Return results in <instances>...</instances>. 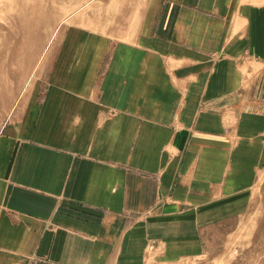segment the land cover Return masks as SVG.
<instances>
[{
	"label": "crops",
	"instance_id": "obj_1",
	"mask_svg": "<svg viewBox=\"0 0 264 264\" xmlns=\"http://www.w3.org/2000/svg\"><path fill=\"white\" fill-rule=\"evenodd\" d=\"M156 4L99 84L51 87L3 127L0 264H179L245 186L264 143V0Z\"/></svg>",
	"mask_w": 264,
	"mask_h": 264
},
{
	"label": "rangeland",
	"instance_id": "obj_2",
	"mask_svg": "<svg viewBox=\"0 0 264 264\" xmlns=\"http://www.w3.org/2000/svg\"><path fill=\"white\" fill-rule=\"evenodd\" d=\"M156 2L0 0V132L12 120L26 121L51 87L75 86L80 75L91 82L93 71L102 75L108 55L117 49L114 41L125 37V28L134 33L130 27L139 24L141 13L155 19ZM101 75L95 76L98 84ZM259 154L244 177L245 186L221 192L206 215L210 221L201 231L203 238L196 240L197 253L181 256L179 264H264L262 142Z\"/></svg>",
	"mask_w": 264,
	"mask_h": 264
},
{
	"label": "bare ground",
	"instance_id": "obj_3",
	"mask_svg": "<svg viewBox=\"0 0 264 264\" xmlns=\"http://www.w3.org/2000/svg\"><path fill=\"white\" fill-rule=\"evenodd\" d=\"M41 37L43 38V36H41ZM17 71H18V70H17ZM15 75H16V73H15ZM28 80H29V78H28ZM28 80H27V81H28ZM28 83H29V82H28ZM26 85H27V84H26ZM22 101H23V100H22ZM17 103H18V102H17ZM226 224H227V223H226ZM189 232H190V231H189Z\"/></svg>",
	"mask_w": 264,
	"mask_h": 264
}]
</instances>
